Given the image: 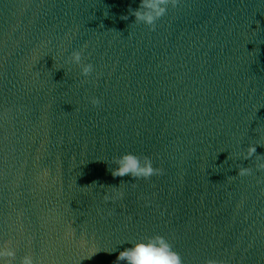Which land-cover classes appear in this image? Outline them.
I'll use <instances>...</instances> for the list:
<instances>
[{"label":"water","instance_id":"1","mask_svg":"<svg viewBox=\"0 0 264 264\" xmlns=\"http://www.w3.org/2000/svg\"><path fill=\"white\" fill-rule=\"evenodd\" d=\"M140 4L0 0V242L14 264H125L126 241L154 235L183 264H264V0H176L155 30L130 13ZM125 152L162 174L114 177Z\"/></svg>","mask_w":264,"mask_h":264},{"label":"clouds","instance_id":"2","mask_svg":"<svg viewBox=\"0 0 264 264\" xmlns=\"http://www.w3.org/2000/svg\"><path fill=\"white\" fill-rule=\"evenodd\" d=\"M176 0H141L139 9H131L130 13L136 17V21H141L152 26L155 30V22L160 17L164 16L168 11L170 3L175 4ZM107 11L105 16H107ZM71 61L81 65L82 74L88 76L93 72V64H82V52L74 50L71 53ZM93 104H99V98L92 99ZM256 152V144L248 146L247 155L245 158L252 157ZM109 170L114 177H123L127 174L139 179H148L154 174H162V170L154 167L153 160L144 156L143 158L133 152H125L116 157L112 161ZM260 167H264L261 164ZM252 168L241 167L239 175L251 174ZM122 198V193L119 194ZM105 199H109L105 195ZM74 233L67 232L66 235L71 236ZM130 246L119 252L117 261L125 262V264H183L182 257L176 252L166 237L162 235L148 236L136 240L126 241ZM16 250L12 247V242H0V264H14ZM20 264H42L33 258L31 254L24 255ZM207 264H218L214 259H209Z\"/></svg>","mask_w":264,"mask_h":264}]
</instances>
